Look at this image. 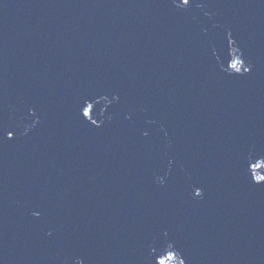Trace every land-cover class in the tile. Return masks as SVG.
<instances>
[{"label":"water","instance_id":"1","mask_svg":"<svg viewBox=\"0 0 264 264\" xmlns=\"http://www.w3.org/2000/svg\"><path fill=\"white\" fill-rule=\"evenodd\" d=\"M0 127V264H264V0H0Z\"/></svg>","mask_w":264,"mask_h":264},{"label":"snow or ice","instance_id":"2","mask_svg":"<svg viewBox=\"0 0 264 264\" xmlns=\"http://www.w3.org/2000/svg\"><path fill=\"white\" fill-rule=\"evenodd\" d=\"M190 2V0H182V3L184 5H188ZM233 68L236 67L235 64L232 65ZM87 98H84L82 100H80L79 102V107H78V111H82L83 112V116L87 117L90 115L89 112V107L85 106V100ZM87 122V121H85ZM92 124H96L95 120H92L91 122ZM99 127V125H97V128ZM0 136H2L3 138L7 139V140H12L14 138L13 136V132L7 128L4 127H0ZM257 184H264V177H260L257 180ZM197 196H200V192H197ZM34 215L38 216L39 213H33ZM175 259L174 255H169L168 258L166 260H159L158 264H171V261ZM180 264H183V261L180 262Z\"/></svg>","mask_w":264,"mask_h":264},{"label":"rangeland","instance_id":"3","mask_svg":"<svg viewBox=\"0 0 264 264\" xmlns=\"http://www.w3.org/2000/svg\"><path fill=\"white\" fill-rule=\"evenodd\" d=\"M260 177H264V175L259 174L258 178H260ZM171 264H174V263H171Z\"/></svg>","mask_w":264,"mask_h":264},{"label":"clouds","instance_id":"4","mask_svg":"<svg viewBox=\"0 0 264 264\" xmlns=\"http://www.w3.org/2000/svg\"><path fill=\"white\" fill-rule=\"evenodd\" d=\"M78 264H79V262H78Z\"/></svg>","mask_w":264,"mask_h":264}]
</instances>
